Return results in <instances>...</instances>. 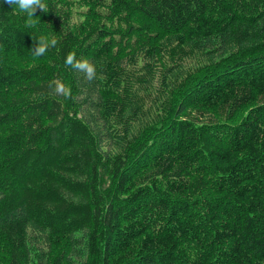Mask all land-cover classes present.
<instances>
[{
    "label": "trees",
    "instance_id": "trees-1",
    "mask_svg": "<svg viewBox=\"0 0 264 264\" xmlns=\"http://www.w3.org/2000/svg\"><path fill=\"white\" fill-rule=\"evenodd\" d=\"M44 2L27 28L0 0V264H31L37 220L50 264L77 223L91 264H264V0Z\"/></svg>",
    "mask_w": 264,
    "mask_h": 264
},
{
    "label": "rangeland",
    "instance_id": "rangeland-1",
    "mask_svg": "<svg viewBox=\"0 0 264 264\" xmlns=\"http://www.w3.org/2000/svg\"><path fill=\"white\" fill-rule=\"evenodd\" d=\"M70 150L66 148L64 152L65 155L68 154ZM66 158V157H65ZM55 164L57 166H62L67 173H72L69 175V178L76 179L73 186L75 189L71 190V192L64 193L66 198V203L68 201H72L73 207H82V205H86L87 199L85 198V188L88 186V180H85L84 169L80 168L81 164L75 165L74 167H68L69 161L68 159L62 160L60 156H55ZM83 171V172H82ZM105 187L109 185L108 177L105 176ZM101 187H104V184H101ZM38 223H42V225L31 224L28 229V247L31 257V264H50L51 259L56 255L59 248L62 246L61 243L54 241L49 234V230L45 228V224L41 220H37ZM44 225V226H43ZM88 233L86 226H81L80 223H77L72 228V231L67 236V245L68 247L72 246V250L75 252V256L77 258L74 259L73 264H91L92 261L86 254L87 244L85 241L86 235ZM1 244V242H0Z\"/></svg>",
    "mask_w": 264,
    "mask_h": 264
},
{
    "label": "clouds",
    "instance_id": "clouds-1",
    "mask_svg": "<svg viewBox=\"0 0 264 264\" xmlns=\"http://www.w3.org/2000/svg\"><path fill=\"white\" fill-rule=\"evenodd\" d=\"M6 4L13 8L14 11L23 14L25 19V26L27 28H36L37 20L34 19L37 9L41 12H46L47 5L44 0H4ZM57 44L55 38L48 36H38L32 47L34 56H43L50 47ZM64 64L79 72L84 73L87 80L92 81L96 78V69L93 63L89 60L81 58L77 59L74 52H69L64 58ZM55 90L62 94L65 98L71 95V88L64 83H57Z\"/></svg>",
    "mask_w": 264,
    "mask_h": 264
}]
</instances>
